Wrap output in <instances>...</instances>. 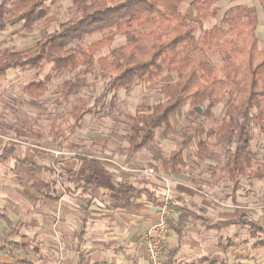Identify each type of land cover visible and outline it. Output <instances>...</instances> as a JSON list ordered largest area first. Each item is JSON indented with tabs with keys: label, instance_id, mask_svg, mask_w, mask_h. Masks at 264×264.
Wrapping results in <instances>:
<instances>
[{
	"label": "trees",
	"instance_id": "obj_1",
	"mask_svg": "<svg viewBox=\"0 0 264 264\" xmlns=\"http://www.w3.org/2000/svg\"><path fill=\"white\" fill-rule=\"evenodd\" d=\"M59 0H0V31L9 27H24L32 33L39 23L46 25L54 20L49 16L50 3ZM221 0H72V15L59 22L53 31H44L31 45L20 49L0 51V77L11 69L38 70L44 62L56 72L88 74L98 70L108 76L104 90L91 101H83L70 110L74 122L66 132H75L82 126L86 114L100 112L116 101L117 92L131 89L137 84L150 82L164 73L176 74L175 81L160 85L161 98L153 104L141 103L131 119L128 135L129 153L140 151L154 141L161 131L166 135L176 130L174 116L189 106L196 118L211 121L204 126L184 125L181 133L184 142L168 157L162 159L161 170L166 176L178 177L186 164L185 149L198 137L197 156L213 159L221 149L223 162L220 170L226 180L238 187L241 179L264 177V161L259 162L252 146L253 128L257 126L264 137V48L259 46V10L264 11V0L258 5H234L227 8L220 24L204 28V21L215 18L221 11ZM189 7L193 14L184 10ZM201 30L199 34L197 31ZM101 38L85 46L89 36ZM118 35L125 42L110 49ZM221 56L222 64L216 65L210 55ZM79 80L63 82L65 96L78 93ZM25 92L41 97L48 90L47 81L31 80ZM114 91L109 102L107 98ZM91 103V104H90ZM215 108L220 113L215 115ZM209 122V121H208ZM59 135V134H58ZM57 135V137H59ZM4 152L3 158H6ZM6 154V155H5ZM155 169L154 167H151ZM160 170V169H159ZM83 178L85 182L90 179ZM123 192L130 197L145 194L153 203L162 202L153 190L123 185ZM171 228L180 237L196 216L190 209L176 206ZM241 218H244L243 216ZM252 236L264 233V220L242 219ZM240 223H222L227 226ZM208 228L221 225L217 222ZM263 246L264 241L255 245ZM178 248H164L162 264H183L177 260ZM194 264V263H188ZM199 264H254L232 261L230 257H202Z\"/></svg>",
	"mask_w": 264,
	"mask_h": 264
},
{
	"label": "rangeland",
	"instance_id": "obj_2",
	"mask_svg": "<svg viewBox=\"0 0 264 264\" xmlns=\"http://www.w3.org/2000/svg\"><path fill=\"white\" fill-rule=\"evenodd\" d=\"M72 4V0L50 3L49 16L54 17V20L47 25L37 24L32 33L26 32L24 27H9L5 31H0V51L27 47L33 44L44 31L55 30L60 21L72 15ZM234 5L254 6L258 5V0H221V11L215 18L204 21V28L208 29L215 24H220L224 11ZM189 9V7L184 8L188 13L193 14ZM259 19L260 25L257 31L259 46L264 48V11L262 9L259 10ZM200 32L201 30H198L197 34ZM100 38V34L87 37L85 46ZM124 42V36L118 35L112 45L102 49L99 55L106 54L110 49ZM210 55L216 65L222 64L219 54L210 51ZM35 79L47 81L48 90L41 97H32L25 92V85ZM67 79L82 82L81 90L76 94L65 96L62 88L63 82ZM175 80L176 74L165 71L155 77V86H150V82H147L137 84L129 90L114 91L107 98L109 102L111 96L117 92L113 105H108L100 112L86 114L80 128L75 132H66L74 122L70 110L83 101L93 103L104 90L108 76L98 70L88 74L81 73L79 70L56 72L53 66L46 62L38 70L11 69L6 75L0 77V150L4 143H17L20 145V150L30 148L36 152L54 156V165L58 167L64 162L60 156L65 153L67 157L69 156L67 161L72 160V156L86 154L93 159L110 161L109 163L120 168L123 166L126 172L144 175L130 178V181L137 188H149L157 196L164 197L159 200L162 202L156 204L157 206L168 204L169 221L178 216L175 208L170 205V201L173 200L176 201L177 207L190 209L196 216H203L200 220L207 223V226L221 222L220 226L208 228L206 225L201 226L194 219L187 226L189 231L182 234L178 240L174 237L171 241L179 243L178 261L183 264L192 263V261L194 264H199V259L202 257L220 255L230 257L235 262L264 264V247H255L264 241V233L252 236L246 221H242L246 218L264 220V177L242 178L240 185L235 187L224 178L219 169L223 162L221 149L216 147L217 154L213 159H200L196 154L199 140L196 136L185 149L186 164L182 166V174L172 177L180 185L179 189L181 188L182 192L169 196L166 192L164 194L159 186H152L153 183L160 185L163 182L159 174L169 178L161 170V162L184 142L185 137L181 133V128L184 125H198L201 122L207 127L211 124L210 119L196 118L189 112L190 107L185 106L180 114L174 116L175 131L166 135L159 131L154 141L138 152L129 153L128 135L132 123L129 115H134L137 106L141 103L153 104L158 101L161 98L160 85ZM214 111L215 115L220 113L219 108H215ZM252 146L258 154L259 162L264 161V137L257 126L253 128ZM151 167L155 168L153 172L148 171ZM1 173L3 172L0 171V175ZM7 173V178H3L1 184L5 183L9 177L16 179L15 173L9 170ZM108 178L100 176L99 181H105ZM142 180L143 182L145 180V183H139ZM179 196L181 197L178 199ZM242 216L244 218H241ZM232 221H240V223L229 226L222 224ZM149 228L144 229L142 234ZM170 230L172 231V228L169 223L164 239L165 249L170 246Z\"/></svg>",
	"mask_w": 264,
	"mask_h": 264
},
{
	"label": "crops",
	"instance_id": "obj_3",
	"mask_svg": "<svg viewBox=\"0 0 264 264\" xmlns=\"http://www.w3.org/2000/svg\"><path fill=\"white\" fill-rule=\"evenodd\" d=\"M68 158L61 155L58 167L52 155L2 144L0 182L8 170L16 179L0 183V264H149L142 231L154 223L157 204L123 192V185H135L130 178L144 175L86 154ZM159 176L163 182L152 186L169 196L182 192L173 178ZM169 234L168 249L178 248L171 240L179 236Z\"/></svg>",
	"mask_w": 264,
	"mask_h": 264
},
{
	"label": "built area",
	"instance_id": "obj_4",
	"mask_svg": "<svg viewBox=\"0 0 264 264\" xmlns=\"http://www.w3.org/2000/svg\"><path fill=\"white\" fill-rule=\"evenodd\" d=\"M153 172V168L148 169ZM168 204L157 206L156 219L144 234V250L149 264H162V252L164 249V239L169 227Z\"/></svg>",
	"mask_w": 264,
	"mask_h": 264
}]
</instances>
